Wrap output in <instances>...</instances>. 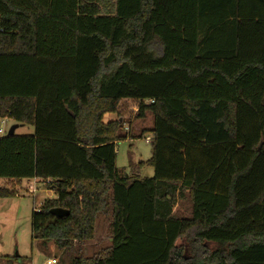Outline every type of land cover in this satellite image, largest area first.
Segmentation results:
<instances>
[{
	"label": "trees",
	"instance_id": "16d2710c",
	"mask_svg": "<svg viewBox=\"0 0 264 264\" xmlns=\"http://www.w3.org/2000/svg\"><path fill=\"white\" fill-rule=\"evenodd\" d=\"M124 101L152 115L130 175ZM4 118L33 134L0 136V197L54 192L30 225L56 264H264V0H0ZM101 214L110 245L84 256Z\"/></svg>",
	"mask_w": 264,
	"mask_h": 264
},
{
	"label": "rangeland",
	"instance_id": "374dc122",
	"mask_svg": "<svg viewBox=\"0 0 264 264\" xmlns=\"http://www.w3.org/2000/svg\"><path fill=\"white\" fill-rule=\"evenodd\" d=\"M137 102L124 101L120 104L119 114L124 117L128 136L116 142V165L125 174L133 173L134 167L139 161H146L151 156V133L146 130L152 125V115L147 113L142 119L135 118ZM117 118V113H110L108 119ZM105 119V117H104ZM0 126L3 134L13 125L14 135H31L33 127L27 124H18L15 120L7 118ZM144 131L141 137L137 136ZM0 134V136H3ZM134 135L131 137L129 135ZM140 177H152L154 170L150 166H143L136 170ZM8 183L3 180L0 186ZM37 189L34 193L28 192L25 181L16 186L17 194L9 197H0V255H18L28 257L27 264H46L50 258H58L60 251L52 244L48 248L42 246L39 240L31 238L30 216L34 208H38L47 198L55 197L52 190L47 189L41 182L32 183ZM177 214L179 217L191 215V204L188 200L179 201ZM110 245V218L107 215H99L96 221L95 236L93 240L82 245L84 256H94L102 249ZM58 260V259H57Z\"/></svg>",
	"mask_w": 264,
	"mask_h": 264
},
{
	"label": "water",
	"instance_id": "95a60500",
	"mask_svg": "<svg viewBox=\"0 0 264 264\" xmlns=\"http://www.w3.org/2000/svg\"><path fill=\"white\" fill-rule=\"evenodd\" d=\"M18 125H13L10 127V129L7 131V135L8 136H11L14 134V130L15 128L17 127ZM51 213L53 215H56L57 217H62V216H66L68 215L69 211L66 210V209H63V208H60V207H56V208H53L51 209Z\"/></svg>",
	"mask_w": 264,
	"mask_h": 264
},
{
	"label": "built area",
	"instance_id": "2783aa9c",
	"mask_svg": "<svg viewBox=\"0 0 264 264\" xmlns=\"http://www.w3.org/2000/svg\"><path fill=\"white\" fill-rule=\"evenodd\" d=\"M4 119H5V118H4ZM4 119H0V120H2V121H1V124L3 123V120H4ZM0 134H3V130H2V128H1V126H0ZM3 135H4V134H3ZM146 139H147L148 141H150V140H151V136H150V137L147 136ZM36 190H37V189L35 188L34 185L28 186V192H30V193H34ZM45 263H46V264H56L57 261H56V258H50V259H47V260L45 261Z\"/></svg>",
	"mask_w": 264,
	"mask_h": 264
},
{
	"label": "crops",
	"instance_id": "0c3cea01",
	"mask_svg": "<svg viewBox=\"0 0 264 264\" xmlns=\"http://www.w3.org/2000/svg\"><path fill=\"white\" fill-rule=\"evenodd\" d=\"M108 116H109V114H106L104 117H105V120H109L108 119ZM15 131V130H14ZM1 181H3V180H0V182ZM32 181V183H35V182H38V180H36V179H33V180H28V181H25V183H26V185L27 186H31V185H29V182H31ZM33 185V184H32Z\"/></svg>",
	"mask_w": 264,
	"mask_h": 264
}]
</instances>
